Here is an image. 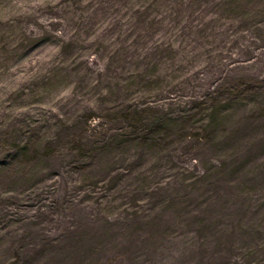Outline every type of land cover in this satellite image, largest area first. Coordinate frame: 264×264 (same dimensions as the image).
<instances>
[{
    "label": "rangeland",
    "instance_id": "rangeland-1",
    "mask_svg": "<svg viewBox=\"0 0 264 264\" xmlns=\"http://www.w3.org/2000/svg\"><path fill=\"white\" fill-rule=\"evenodd\" d=\"M0 264H264V0H0Z\"/></svg>",
    "mask_w": 264,
    "mask_h": 264
}]
</instances>
